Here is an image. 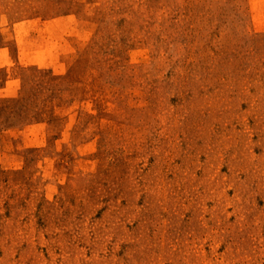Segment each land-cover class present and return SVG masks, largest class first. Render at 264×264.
<instances>
[{
	"label": "rangeland",
	"instance_id": "374dc122",
	"mask_svg": "<svg viewBox=\"0 0 264 264\" xmlns=\"http://www.w3.org/2000/svg\"><path fill=\"white\" fill-rule=\"evenodd\" d=\"M0 264H264V0H0Z\"/></svg>",
	"mask_w": 264,
	"mask_h": 264
}]
</instances>
